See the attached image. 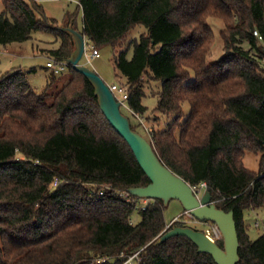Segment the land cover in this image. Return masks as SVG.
<instances>
[{"label": "trees", "instance_id": "obj_1", "mask_svg": "<svg viewBox=\"0 0 264 264\" xmlns=\"http://www.w3.org/2000/svg\"><path fill=\"white\" fill-rule=\"evenodd\" d=\"M0 5V46L45 32L58 42L49 57L64 62L73 53L61 29L77 31L74 15L58 27L34 0ZM76 8L86 44L116 50L133 113L146 112L144 78L161 84L155 111L173 122L148 135L154 153L190 187L205 183L216 208L233 213L237 264H264V233L252 240L244 224L246 212L264 207V0H77ZM208 18L224 25V55L212 64ZM137 26L146 32L127 59L119 45ZM65 68L69 78L53 94L52 73L40 92L19 69L0 76V264H123L135 254L136 264H215L185 237L157 244L186 224L165 230L161 201L142 209L140 199L121 196L149 181L92 85ZM246 152L259 156L257 172L244 167Z\"/></svg>", "mask_w": 264, "mask_h": 264}, {"label": "rangeland", "instance_id": "obj_2", "mask_svg": "<svg viewBox=\"0 0 264 264\" xmlns=\"http://www.w3.org/2000/svg\"><path fill=\"white\" fill-rule=\"evenodd\" d=\"M39 4L44 15L48 19L55 20L58 27H63L66 21V15L71 14L75 16V23L77 32L81 29V14L77 10V0H34ZM1 11V5H0ZM207 25L213 34V43L210 49V53L206 58L207 64H212L219 61L224 55L223 42L220 37V32L224 29L222 21L216 18H208ZM146 31L143 26H137L130 31L125 40L119 45V50H127L126 58L130 59L132 55L131 42L137 41L139 37ZM86 42V41H85ZM241 47L244 51L249 50L245 43L236 45ZM58 47V42L54 37L45 32H36L31 35L30 40L23 43H14L11 46H0V76L15 69L21 70L25 75L29 86L37 91H42L47 83L50 81L51 73L45 68L47 61L52 60L46 53L48 50H53ZM44 51V52H43ZM99 57L91 60L89 64L85 59H81L79 64L86 69L94 72L107 86L112 84L125 85V78L118 74L114 68L113 60L116 55V50L111 46H105L98 49ZM260 67L264 71V60L260 63ZM69 72L67 68H64L58 75H55L53 86L50 92L53 94L59 90L68 80ZM193 75L188 80L191 82ZM144 97L141 100L142 106L146 109V112L140 118L143 121L144 126L138 125L137 121L131 116V114L125 109L121 108V113L126 116L131 127L135 129V132L139 133L146 140L151 131L165 130L172 124L173 119L166 117L155 111L157 105V94L161 91V84L159 82H151L148 78H144ZM189 114V105L184 103L183 105V117L180 119L179 124ZM148 141V140H147ZM244 167L252 172H257L259 169V156L251 152H246L243 159ZM143 205V202H139ZM183 213V209L179 202L170 201L164 211V220L166 223H170L174 218ZM140 217L137 212L132 217L133 224L138 223ZM255 222L259 223V227L255 228ZM244 224L246 227V233L250 239L255 240L258 236L263 234L262 228H264V207L255 210L248 211L244 214ZM187 227L194 230H201L199 225L187 223Z\"/></svg>", "mask_w": 264, "mask_h": 264}, {"label": "water", "instance_id": "obj_3", "mask_svg": "<svg viewBox=\"0 0 264 264\" xmlns=\"http://www.w3.org/2000/svg\"><path fill=\"white\" fill-rule=\"evenodd\" d=\"M61 30L73 39L75 46L66 62L92 85L103 116L127 143L149 181L145 187L130 189L128 193L137 199L159 200L165 207L170 201H177L184 212H188L197 221L216 224L222 235L220 248L216 243L209 241L201 231L174 226L160 237L157 244L181 236L190 240L198 253L211 256L215 264H237L239 243L233 213L217 209L207 190L197 198L191 187L159 160L151 144L132 130L129 119L120 112L119 103L113 98L108 86L94 72L79 64L85 46L82 34L74 30L70 24Z\"/></svg>", "mask_w": 264, "mask_h": 264}, {"label": "built area", "instance_id": "obj_4", "mask_svg": "<svg viewBox=\"0 0 264 264\" xmlns=\"http://www.w3.org/2000/svg\"><path fill=\"white\" fill-rule=\"evenodd\" d=\"M71 1V0H68ZM254 35H256V33H254ZM99 57V52L98 49L94 48L93 46L87 45L85 42V46H84V52L82 55L81 59H85L86 63L89 64L91 62V60L93 59H97ZM67 62H57L54 59L49 60L46 62L45 64V68L47 70H49L50 73H52L53 75H58L61 71H63V69L67 66ZM113 98L115 99L116 102L119 103V109H121L122 107L125 108L130 114L131 116L137 121L138 125L143 127V121L140 118L139 115L133 113L128 105H127V100H128V94H127V88L125 85H118V84H112L110 86H108ZM121 112V111H120ZM151 133V132H150ZM149 133V134H150ZM206 184L205 183H201L199 186L197 187H191L194 195L198 198L206 189ZM122 197H130L131 195L126 192L124 194H121ZM143 202L142 205V209L149 203H151L152 200L149 199H140ZM174 222H180V223H192L195 225H199L201 227V231L204 236L211 242L213 243H217L218 241L222 240V235L220 230L218 229V227L216 226V224L212 223V222H200L197 221L193 216H191L188 212H183L182 214H180L179 216H177L176 218H174L167 226L166 229L167 230L169 228V226H171ZM255 228L259 227V223L255 222L254 224ZM263 233H264V228H262ZM136 260H137V254L133 255L132 257L128 258L123 264H136Z\"/></svg>", "mask_w": 264, "mask_h": 264}, {"label": "crops", "instance_id": "obj_5", "mask_svg": "<svg viewBox=\"0 0 264 264\" xmlns=\"http://www.w3.org/2000/svg\"><path fill=\"white\" fill-rule=\"evenodd\" d=\"M81 27H82V25H81ZM81 30V29H80ZM84 41H85V39H84ZM11 46V45H10ZM44 52V51H43ZM183 212H184V210H183ZM167 225L169 224V223H166Z\"/></svg>", "mask_w": 264, "mask_h": 264}]
</instances>
